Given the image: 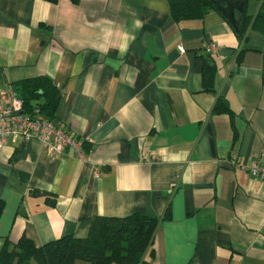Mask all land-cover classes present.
<instances>
[{
  "label": "crops",
  "instance_id": "crops-1",
  "mask_svg": "<svg viewBox=\"0 0 264 264\" xmlns=\"http://www.w3.org/2000/svg\"><path fill=\"white\" fill-rule=\"evenodd\" d=\"M35 77L89 142L84 160L37 141L0 151V253L142 213L161 219L147 264H264V182L243 168L264 162V36L241 41L215 11L176 22L169 0H0V92ZM219 98L232 116L214 114Z\"/></svg>",
  "mask_w": 264,
  "mask_h": 264
},
{
  "label": "trees",
  "instance_id": "trees-1",
  "mask_svg": "<svg viewBox=\"0 0 264 264\" xmlns=\"http://www.w3.org/2000/svg\"><path fill=\"white\" fill-rule=\"evenodd\" d=\"M44 1L57 4L59 0ZM73 1L78 3V0ZM243 1V13L236 14L240 23L238 31H235L236 35L241 41H244L251 31L264 36V0H255L261 4L255 16L249 13L251 0ZM169 2L171 14L176 22L200 20L212 11L230 22L212 0ZM215 74L216 67L209 60H204L203 83L208 92L213 91ZM15 87L18 97L24 103L25 113L35 116L38 110L43 117L57 121L62 95L50 78L24 79ZM214 114L232 116L234 113L227 102L219 98L214 107ZM51 200L53 202L50 201V205L55 206L57 198ZM1 207L0 205V211ZM160 223V218L148 217L142 213L126 217L98 216L93 218L90 233L85 238L67 236L40 247L27 237H22L15 244L6 242L0 253V264H147L145 257L148 253L152 257L154 255L152 248Z\"/></svg>",
  "mask_w": 264,
  "mask_h": 264
},
{
  "label": "built area",
  "instance_id": "built-area-1",
  "mask_svg": "<svg viewBox=\"0 0 264 264\" xmlns=\"http://www.w3.org/2000/svg\"><path fill=\"white\" fill-rule=\"evenodd\" d=\"M184 54L186 49L179 46ZM206 52L214 55L218 52L216 43L208 44ZM37 141L49 154L59 156L71 150L79 159H85L84 145L89 141L79 139L57 121L43 117L37 110L35 116L24 111V103L18 97L16 87L0 92V151L10 142ZM251 176L264 182V162L254 161L243 166Z\"/></svg>",
  "mask_w": 264,
  "mask_h": 264
},
{
  "label": "water",
  "instance_id": "water-1",
  "mask_svg": "<svg viewBox=\"0 0 264 264\" xmlns=\"http://www.w3.org/2000/svg\"><path fill=\"white\" fill-rule=\"evenodd\" d=\"M213 3L220 9L224 16L230 21L235 31H238L240 23L236 13L242 14L244 11L243 0H212ZM224 3V4H223Z\"/></svg>",
  "mask_w": 264,
  "mask_h": 264
},
{
  "label": "rangeland",
  "instance_id": "rangeland-1",
  "mask_svg": "<svg viewBox=\"0 0 264 264\" xmlns=\"http://www.w3.org/2000/svg\"><path fill=\"white\" fill-rule=\"evenodd\" d=\"M78 264H84L83 262H79Z\"/></svg>",
  "mask_w": 264,
  "mask_h": 264
}]
</instances>
